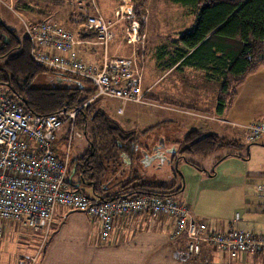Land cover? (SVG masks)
Here are the masks:
<instances>
[{
    "label": "rangeland",
    "instance_id": "rangeland-1",
    "mask_svg": "<svg viewBox=\"0 0 264 264\" xmlns=\"http://www.w3.org/2000/svg\"><path fill=\"white\" fill-rule=\"evenodd\" d=\"M37 1L0 0V23L6 28L13 30L17 37L22 38L25 35V25H32L36 21L49 20L72 33L76 32L77 28H79L78 30L82 28L81 32L93 41V36L90 33L87 34L84 22L86 15L93 13L95 7L105 20L114 22V37L108 45V53L116 56H134V58L138 57L139 60L144 57L142 64L143 87H146L153 78L163 75L158 80L156 88L164 92L166 88H168V91H172L173 94H170L171 96L169 97L177 103L176 106L185 105L184 107H188L187 109H200V112L207 115L210 113L208 111H211L213 103H215L219 88L215 82L216 80L209 83H207L206 79L202 81L203 70L199 69H191L193 73L185 75L177 74L176 70L175 72L164 74V65L169 62V56H172L174 51L178 49L179 34L193 27L196 17L193 15L191 6L182 5L174 0H148L147 4L141 9L140 20L142 21V26L140 29V25L135 20L132 11V0H128L126 4L123 0H63L60 6H46L50 16L46 15L43 19H41L40 14H36V11L41 10L43 5L40 6L41 9L33 7L38 6L36 5ZM33 12L35 14H32ZM115 12H118V16L123 13L119 20L120 22L116 24ZM127 13L131 14L132 17H127ZM77 17L85 18L84 22L75 24L76 28H71L72 21L75 22L78 19ZM133 22L138 24L137 36L139 38L134 42L128 43L129 36H127L125 30ZM2 63L3 58H0V66ZM175 77L186 85V91H182L181 87L177 85L179 81ZM186 80L189 87L186 84ZM51 81L47 77L38 75L31 79L30 85L43 87L51 83ZM243 82L246 83L240 88L239 95L232 97L224 109L223 115L215 114L214 118L224 122L232 120L242 121V123L246 124L255 121L264 122V120H259L260 114H256L260 106L256 102L264 106V65L259 67L256 72L248 75ZM201 87L205 89H201ZM152 97L150 94H146V103L158 105L159 102L153 100ZM160 104L163 105V102L161 101ZM93 107L101 109L123 131L134 133L137 142H141L139 143L140 146L151 145L150 149L159 142L164 144L163 137H167L168 134L181 135L182 132L190 127L186 123L190 120H195L185 114L165 113L164 111L161 113L162 119H167L170 122H158V125L151 128L146 134L140 135L139 133L142 130L154 122L153 119L155 117H150L148 113L153 111V108L148 106V104L143 105L130 101L124 102L116 98L101 97L95 102ZM117 107H121L122 110L119 114L116 113ZM219 122L216 121L215 124H219ZM223 128L225 129V127ZM67 129V124L64 123L60 131L56 133L55 143L57 146L54 151L57 155H63ZM218 134L223 137L224 142L227 144L218 147L213 153L205 157L188 154L184 158L204 167L206 174L216 173V179L212 181L213 184L218 189L219 187L226 188L225 191L216 192L211 201L214 202L212 204L214 205V211L211 212L214 218L224 221L225 224L238 219L239 224L241 221L253 222V219L249 218V215L252 214L248 215L247 211L254 210L258 204L264 207V190H257L258 186H264V135L256 141H246L243 137L233 139L231 133ZM176 139H178V136H176ZM88 148L89 144L83 134L81 138L73 139L68 151L69 160L72 161L82 157ZM178 156H180L179 151L177 152ZM184 158L180 159L183 161L179 162V164L177 163L176 168L173 169L177 181L176 187H183L185 180L188 182L192 180L193 184L197 183L196 179H191L192 173H190L197 170L196 166L187 163ZM68 169L70 171V165ZM161 175H158L156 180L153 178L156 183L163 178ZM144 180L150 181V178L146 177ZM67 181L69 190H77L72 185L76 181V176L72 174V170L71 173H67ZM112 181L110 180L109 182L113 184ZM79 191L84 192L87 196L91 194L90 190L86 188L79 189ZM171 197L175 200L179 199L177 194L171 195ZM200 202L208 201H203V197H201ZM52 221L54 220L52 219ZM262 221H264V216ZM237 222L234 223L232 228H240L242 230L241 227H238L239 224L236 226ZM6 223L8 224L4 230L0 245V264H21L24 255L33 254L39 247L42 250L48 244L53 232L52 223L47 230L42 229L38 232L26 227H20L17 222L9 221Z\"/></svg>",
    "mask_w": 264,
    "mask_h": 264
},
{
    "label": "built area",
    "instance_id": "built-area-1",
    "mask_svg": "<svg viewBox=\"0 0 264 264\" xmlns=\"http://www.w3.org/2000/svg\"><path fill=\"white\" fill-rule=\"evenodd\" d=\"M123 1L125 4L128 2ZM93 10V13L86 15L84 27L94 40L83 41L101 46L103 57L100 64L86 62L75 47L79 41L74 33L49 20L24 26L30 44V57L55 76L75 78L91 85L94 93L84 105L101 97L145 103L136 59L134 56L108 53V45L114 37V22L105 20L95 7ZM122 14L118 16V12H115L116 22ZM127 14V17H132ZM137 29V22H133L125 30L129 36L128 43L139 38ZM76 114L77 109L48 115L26 113L0 89V245L5 222H17L20 227L36 232L47 230L56 207L61 205L98 219L99 238L102 241L108 237L117 217L135 213L171 217V237L184 234L186 238L184 248L173 252V257L181 262L196 256L201 243L232 258L238 254L256 252L264 255V234L236 228L203 234L206 225L192 218L187 204L172 197L141 194L104 200L89 197L78 190H69L65 184L70 161L68 151L72 140L82 137V132L76 126ZM64 123L68 129L64 152L59 158L54 151L55 139ZM242 128L246 141H256L264 135L262 121L245 124ZM257 190L263 191L264 186H258ZM40 251L41 247L27 259L26 264H35Z\"/></svg>",
    "mask_w": 264,
    "mask_h": 264
},
{
    "label": "trees",
    "instance_id": "trees-1",
    "mask_svg": "<svg viewBox=\"0 0 264 264\" xmlns=\"http://www.w3.org/2000/svg\"><path fill=\"white\" fill-rule=\"evenodd\" d=\"M174 1L191 6L196 19L190 30L179 34L178 49L169 56V62L179 60L181 65L203 70L218 80L215 111L221 114L235 95L236 88L264 65V0ZM147 2L132 0V11L140 29L141 9ZM62 3L63 0H38L36 5L38 9L43 5L39 11L48 15L46 6L56 7ZM84 19L78 18L73 23L80 24ZM29 51L30 44L25 35L19 38L0 23V58H3L0 89L26 113L48 115L77 109L76 126L89 144L82 157L69 161L71 169L68 172L72 170L76 176L72 185L78 191L89 189V197L104 200L141 194L171 197L180 192L179 187L146 182L136 174L122 177L120 153L137 145L134 133L123 131L101 109L93 107L99 98L84 105L94 93L91 85L70 77L56 80L57 76L36 63ZM38 75L52 80L51 83L43 87L31 86V79ZM148 130L139 134H146ZM225 144L223 137L215 133L202 134L192 130L180 141L179 154L207 155ZM186 161L194 165L190 160Z\"/></svg>",
    "mask_w": 264,
    "mask_h": 264
},
{
    "label": "crops",
    "instance_id": "crops-1",
    "mask_svg": "<svg viewBox=\"0 0 264 264\" xmlns=\"http://www.w3.org/2000/svg\"><path fill=\"white\" fill-rule=\"evenodd\" d=\"M33 7L38 9V6ZM32 14L35 13L33 12ZM36 14H40L41 19L46 16L39 10L36 11ZM38 22L39 21H36V23H33L32 25H35ZM118 22L120 21L117 20L115 24ZM71 28H76L73 21ZM78 29L79 28L76 29L77 33L74 32V35L75 39L79 41L75 45L79 54L88 63L94 65L100 64L103 57V50L101 46L84 42L83 40H88L90 37H87L86 34L81 32L82 28L80 30ZM135 59L136 65L141 73V89L144 92V95L146 96V94H150L153 96V100L159 102L158 105H151L148 102L146 103V101L145 103H139L143 105L148 104V106L152 107L153 111L148 113L150 117H155L153 119L154 122L144 130H150L158 125V122H170L167 119H162L161 113L164 111L165 113L174 112L185 114L195 119L186 123L190 127L186 131L182 132L181 135L168 134L167 137H163L164 146L177 147L178 152L180 148V141H182L186 133L192 130L198 131L202 134L215 133L218 136H220L218 133H231L233 139L243 137V129L241 127L246 123L236 120L224 122L214 118V115L217 114L215 111V103H213L211 111H208L210 112L208 115L200 112V109H187L188 107L185 108V105L176 106L177 103L169 97L171 96L170 94H173L172 91H168V88H166L164 92L156 88L158 80L163 75L153 78L146 87H143L142 64L144 57L140 58V60L138 57ZM164 67V74L172 73L176 70V73L180 75L193 73V70L191 69H197L190 66H183L180 64L179 60H171V62L166 63ZM202 72V81H204V79L207 80V83L215 81V79H213V77L211 78L209 74H205V71ZM175 79L178 80L177 77H175ZM215 82L217 83V86H219V81L216 80ZM244 83L246 82H243V84L241 83L242 85L240 84L236 88L235 97L239 95V90L243 87ZM186 84L189 87L187 80ZM177 85L181 87L182 91L187 90V87L183 84V82L179 81ZM201 89L205 88L201 87ZM161 101L163 102V105L160 104ZM256 103L257 105H260L256 114H260L259 120H264V106L258 102ZM118 109H120V111H118ZM121 112V107H117L116 113L119 114ZM223 113L224 112L218 115H223ZM216 121H220L219 124H215ZM223 127H225V129ZM176 136H178V139H176ZM139 143L137 142V145H135L134 148L130 147L129 151L120 153V157L123 160L122 168H120V170L123 171L122 177L136 174V176L142 177L143 180L144 178L146 179V177L150 178V181L146 182L154 184L164 183L170 186L174 185V187H176L177 181L174 170L172 171V175H169L166 172V169L164 172H157V168L154 166V160L156 157L153 158L149 164L146 165V167H140L138 157L141 156V152L146 150L148 155L151 156L154 155L155 151L150 149L151 145L143 144L145 146L143 147L142 145L140 146ZM56 146L57 144L55 143V149ZM56 156L61 158L62 154H56ZM201 156L205 157L206 155ZM174 157L176 158L177 155ZM178 157L177 163L179 164V162H182L183 160H180L182 159L180 156ZM186 160L187 159L184 158V161ZM193 164L196 165L197 170H195L196 172H190L192 173L191 179H196L197 183L193 184L192 180L190 182L185 180L183 187L177 186L180 188V192L177 193L179 198L177 201L187 204L192 218L196 221H201L206 225V229L203 231V234H206L209 231L225 232L234 227V223L238 221L236 224L237 226L239 224V219L225 224L224 221H220L211 215V212L214 211V205H212L214 202H211L214 198V194L216 192L225 191L226 188L219 187L218 189L216 185L213 184L212 181H215L216 173L206 174L204 167L195 163ZM158 175H161L163 178L156 183L154 179L156 180ZM117 176L119 177V175ZM201 197H203V201L208 202H200ZM247 213L248 215L252 214L249 215V218L253 219V222L241 221L242 223L240 222L238 227H241L242 230L247 229L246 231L249 230V232L253 234H264V221H262V217L264 216V207L258 204L254 210H249ZM53 220L54 221L51 222L53 224L52 236L48 244L40 251L35 264H264V255L260 252H256L254 254H238L236 257L232 258L225 252L212 248L205 243H201L200 252L196 256L186 262L178 261L173 257V252L184 248L186 238L184 234H181L176 238L171 237L173 218L168 216H153L148 213H135L128 216L117 217L114 219L111 231L104 241L99 238V220L90 217L86 213L70 210L60 205L55 209ZM7 224L8 223L6 222L3 224L4 230L6 229ZM42 226L45 228L44 224H42ZM35 252L33 254L30 253L28 255H24V259H22L23 261L21 264H26L27 259L30 256H33Z\"/></svg>",
    "mask_w": 264,
    "mask_h": 264
},
{
    "label": "water",
    "instance_id": "water-1",
    "mask_svg": "<svg viewBox=\"0 0 264 264\" xmlns=\"http://www.w3.org/2000/svg\"><path fill=\"white\" fill-rule=\"evenodd\" d=\"M59 78H61L60 76H57L56 77V80H59ZM164 146V144L161 142V144H160V142L155 146V147H153L151 150L152 151H155V155H151V156H149L148 155V153H147V151L146 150H143L142 152H141V156H142V158L139 160V162H140V164H141V166H143V167H146V165H148L145 161L146 160H149V162L153 159V158H155V157H158V158H161V160H165V158H167L165 155H163V154H157L158 153V151H159V148L160 147H163ZM177 152V147H174V150L172 151V153H171V155H170V157H168L167 159H166V172L169 174V175H172V171H173V169L174 168H176V164H177V162H178V158L179 157H174L175 156V153ZM162 155V156H161ZM180 157L181 158H184V156H181L180 155ZM175 160V161H174ZM163 162V161H162ZM129 163H130V161H129ZM173 163V164H172ZM163 167V165L161 164V165H157V169H160V168H162Z\"/></svg>",
    "mask_w": 264,
    "mask_h": 264
},
{
    "label": "flooded vegetation",
    "instance_id": "flooded-vegetation-1",
    "mask_svg": "<svg viewBox=\"0 0 264 264\" xmlns=\"http://www.w3.org/2000/svg\"><path fill=\"white\" fill-rule=\"evenodd\" d=\"M173 150H174V146H169V147L163 146V147H160L159 148V151H158L157 154H159V155L160 154H163V155H165L168 158V157H170V155H171V153H172ZM154 155H155V153H154ZM175 155H177V152L175 153ZM123 158H125V157H123ZM141 158H142V156H139L138 157V160H140ZM167 158H165V160H161V158H158V157L155 158V160H154L155 161V163H154L155 168L157 167V165H161V164L163 165L162 168L156 170L157 172L158 171H161V172L163 171L164 172V170L166 169L165 168L166 167V164L165 163H166V159ZM145 162L148 164L149 163V160H146ZM140 167L143 168V166H141V164H140Z\"/></svg>",
    "mask_w": 264,
    "mask_h": 264
}]
</instances>
